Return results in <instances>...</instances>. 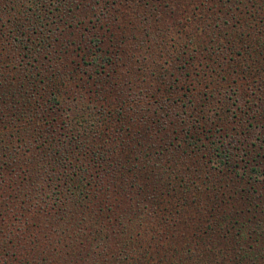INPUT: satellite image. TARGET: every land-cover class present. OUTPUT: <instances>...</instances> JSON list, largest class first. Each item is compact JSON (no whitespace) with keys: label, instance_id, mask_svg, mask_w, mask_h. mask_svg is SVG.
Masks as SVG:
<instances>
[{"label":"trees","instance_id":"1","mask_svg":"<svg viewBox=\"0 0 264 264\" xmlns=\"http://www.w3.org/2000/svg\"><path fill=\"white\" fill-rule=\"evenodd\" d=\"M74 1L0 0V13L8 9V4L14 19L10 20L13 26L11 31L24 29L23 37L26 34L25 28L27 31L33 28L37 32V27L41 28L45 19L59 20L58 29H63L68 35L67 43L60 41V52L68 58L67 55H73L76 48L79 49L82 39H85L84 33L66 21L82 15L81 11L76 13ZM143 1H146L145 6L153 3L151 8H157V4L163 0ZM199 2H210L214 7L219 6L217 4L224 5L226 1ZM233 2L234 5L240 4V0H227L226 10L217 9L223 10L225 19L212 18L225 20L226 25L227 20H237V24L243 26V31L240 32L241 29L234 25L230 30H225L222 41L203 40V49L200 43H194L189 37L191 53L184 46L182 54L175 58L176 71H170L169 75L161 74L160 78L154 76L157 70L148 73L151 87L145 91L144 97L156 102V94L160 92L159 98H162V94L167 98L156 102L154 110L143 108L138 111L129 106L127 100L121 102L116 107L119 136L113 140L115 146L112 149L108 146L101 151L91 148L87 154L90 160L86 163L78 161L79 153L84 157L86 145L83 143L87 142H81L87 134L81 135L78 128L74 127L79 119L75 122L61 120V124L56 121V127L54 122L46 119L48 100L59 106H62V100L56 94L43 92L40 87L43 82H37L39 75L23 74L22 80L12 84L9 78L0 76V264H27L30 255L35 260L36 255L40 257L43 252L50 255L48 251L56 253L61 259L63 255L67 256L66 261L70 264H147L145 259L150 252L154 253L151 259H157L154 264H198L193 250L203 252L198 259L212 255L203 250L208 237L218 240L223 237L226 242L241 246L232 257V264H262L264 211L259 212L262 216L252 217L245 212L246 209H240L244 203V194L233 200L232 196L238 192L235 190L236 184L229 180V183L224 182L221 186L224 191L228 189L226 193H220L217 188L208 192L207 204L211 208L203 210L206 207L204 198L198 194L191 195L189 180L187 183V178L193 176L190 173V159L208 150V144L202 139L201 145L198 144L200 138L197 134L202 127L199 118L190 119L202 111L199 108L202 106L199 101L201 95L194 93L196 85L202 83V78H207L209 73V77L213 74L226 82L238 77L239 70L243 74L242 79L264 75V31H257L258 37L252 39V32H248L252 28L244 21L248 20L246 15L249 14V18L254 15L264 22V0L257 4L246 0L247 4L244 1L245 7L242 10L234 8ZM21 20H26L27 24ZM7 24L11 25L10 22ZM3 27H0V45H3L7 54L3 59L12 57L14 50H18V55H21L19 43H22V37L5 36ZM52 31L56 33V24ZM123 32H126L125 29ZM51 39L50 35L44 34L39 43L49 45ZM89 43L91 46L85 44L82 52L75 55L79 65L75 71H71L76 78H71L82 81L83 78L78 77L79 66L90 67L92 74L86 78V84L93 92L92 102L98 103L96 110L101 126L100 135H105L103 127L108 129L107 120L113 116L110 102L113 97L119 100L118 95L124 90L121 85L123 82L111 80L116 73L111 72L117 62L116 54L105 48L103 39L94 38L93 35ZM27 49L31 51L30 47ZM3 59L0 58V64ZM62 60L59 65L67 68L66 59L64 62ZM198 67L200 71L196 72ZM228 69L235 72L233 76L227 75ZM60 71L58 69L57 79L65 74ZM144 78L141 75L133 76L138 84L139 81H145ZM153 84L161 86L157 88ZM59 92L62 93L61 90ZM130 95L132 93L129 91L127 96ZM172 96H179L176 103L171 101ZM137 97L140 98L134 95L130 101L135 102ZM189 109H192L191 113H188ZM239 110L244 112L241 108ZM149 112L154 117L150 118L147 114ZM134 120L139 121V129L134 134L126 133L125 130ZM187 120H190V124ZM170 125L178 127L177 136H174L175 130L172 133L166 130ZM222 130H225L223 126H219L217 131ZM224 137L230 140L231 135L226 133ZM222 142L221 137L216 141L217 144ZM229 148L227 144L223 150L217 147L215 151H219L221 163L232 168L234 162L228 155ZM142 153L149 171L139 169L134 163V155ZM255 170L251 168L249 173ZM235 173L242 178L248 174L247 170ZM247 184L242 183L240 191H247ZM246 198L251 200V204L256 203L254 205L258 208L261 205L264 207V198L249 194ZM161 212H165L170 219L160 218ZM148 214L153 217H148ZM147 217L159 229L154 244L146 243L147 247L141 252L139 245L146 241L143 235L145 227L149 225L144 224ZM238 217L241 220L236 219ZM205 222H209L206 228L203 224ZM29 232L36 237L30 241L33 248L27 243ZM41 239L45 240L48 249L45 247L44 251L36 252L34 243L39 245ZM191 243L198 245L191 248Z\"/></svg>","mask_w":264,"mask_h":264},{"label":"rangeland","instance_id":"2","mask_svg":"<svg viewBox=\"0 0 264 264\" xmlns=\"http://www.w3.org/2000/svg\"><path fill=\"white\" fill-rule=\"evenodd\" d=\"M225 1L224 5L217 4L219 6L213 7V3L201 4L199 0H163L162 3L157 4V8H151L153 3L145 6L146 1L143 0H76L74 1V5L76 6L75 11L76 13L81 11L82 15L77 16L75 20L66 21L69 22L68 24H72L75 28H78L80 33H84L86 40L82 39L81 45L78 47L79 49L76 48L73 55H67L68 58L60 52V45L62 42H68V35L64 33L63 29L62 31L58 29L59 20L52 18L45 19L42 27H37V32H34L33 28L28 29V31L25 28L26 34L23 37L22 32L24 29H20L22 31H11L13 26L10 20L13 19V14H11L9 5L7 4L6 6H8L9 11H7L8 9H4L0 13V27L4 26L5 36L9 38H17L18 35L22 37V43L19 44L23 55H18V50H14L11 54L12 57H6L4 60L3 57L7 56V54L3 45H0V58L3 59V62L0 64V76L2 78L6 76L9 78L10 84H12L14 81L22 80L23 74L24 76H29L31 73L39 75L37 82H43L42 86H40L43 92L56 94L59 96V100H62V106L48 100L46 119L51 123L54 122V127H56V121L61 124V120L75 122L76 119H79V122L74 127L78 128L80 133H82L81 135L87 134L81 139V142H84V140H87V142L83 143L86 145L84 157H82V153H79L78 161L86 163L90 160L87 154L91 151V148L101 151L105 150L108 146L111 149L115 146L116 142L113 143V140L119 136L116 107L121 102L127 100L126 103H129V106L134 107L138 111L143 110V108L154 110L156 102L167 98L163 94L162 98H159L160 92L156 94V102L154 99L144 97L145 91L151 85L148 73L157 70L154 76L155 78L156 76L160 78L161 74L169 75L170 71H176L177 65H174V62H176L175 58H178L179 54H182L184 46H187L185 50L191 53L192 47L190 48L191 45H188L189 37L194 43H200L199 46L202 45L200 48L203 49V40L222 41L225 30H230V27L234 25L238 29H241L240 32L243 31V26L237 24V20H227L228 24H224L225 20H222L225 19L223 10H226L228 6L227 0ZM244 1L247 4L246 0H240V4L236 3L235 5V2H233L234 8L239 7L241 9L245 7ZM252 1L257 4L261 0ZM218 8H223V10L219 11L217 10ZM248 15H246L248 20H244L252 28L248 32H252V39L257 38V31H264V22L255 18L254 15L251 18ZM212 16L215 18L222 17V19L219 21L213 20ZM242 17L245 18L244 16ZM25 21L21 20L23 23H26ZM8 22L11 25H8ZM108 22L110 24H107ZM55 24L56 33H53L52 30L55 28ZM216 24H218L217 27L215 26ZM123 29L127 33L123 32ZM220 31H222L221 34L219 33ZM41 32L42 34H40ZM44 34L50 35L52 38L49 40V45L48 43H39ZM93 35L94 38L103 39V42L106 44L105 48L116 54L115 58L117 62L115 68L113 67V71H111L116 73L112 75L111 80H118V83L122 80L124 83H121L122 90H124L123 93L120 92L118 95L119 100L113 97V100L110 102L113 116H110L107 120L108 129L105 126L103 127L104 132L106 131L105 135H100L101 126H99V121L97 120L98 114L96 110L98 103L92 102L93 92L89 89L90 86L86 84V78L92 74L90 67L79 66L80 69L78 71H80V75L78 77L83 78L82 81H78V78L76 80L71 78L73 76L71 71H75L79 65V60L75 55L82 52V48L86 47L85 44L91 46L89 41L93 38ZM10 42L12 43L11 40ZM28 47L31 48V51L27 49ZM16 57L18 62L15 61ZM61 57L63 58L62 62L66 59L65 66L67 65L69 68L59 65ZM58 69L61 70V73L65 72L61 79H57L59 76ZM143 71H147V74L143 73ZM198 71H200L199 67L196 69V72ZM226 72L227 75L231 74V76L235 73L231 69H228ZM134 75L145 76V81L141 83L139 81L138 84L136 80H133ZM209 75L207 78H202L204 81L196 85L197 87L194 92L201 95L199 101L202 106L199 108L202 111L199 115H193L190 119L195 120L199 118L202 127L199 129V134H197L200 138L198 144L201 145L203 140L208 144V148H206L208 150H203L204 153L197 156V158L193 157L190 159L192 162V165L190 164V173L193 176L189 179L187 178V183L189 180V192L191 195L198 194V196L203 197L204 202H206V207L203 210H209L211 205L207 204L208 192L213 188H217L220 193H226L228 189L224 191V187L221 189V186L224 182L227 183L228 180L232 181L236 184L235 190L238 192H233V200L244 194V203L240 209H246L245 212L249 213L252 217H260L262 214H259V212L264 211V207L261 205L258 208L254 205L256 203L251 204V200L246 198V195L264 198V75L261 77L258 74L255 77L248 76L246 79H242L243 74L239 70V76L227 82L221 81L216 75L212 74L210 77ZM73 78L75 79L76 76H73ZM158 86L160 87L161 84L154 87L158 88ZM59 90L62 91L61 94ZM129 91L132 93L130 97L127 96ZM142 91L143 93H141ZM134 95H139L140 98L137 97L135 102H131L130 100L134 99ZM177 97L179 96L170 97L171 101H175L176 103ZM240 108L246 113L241 112ZM191 110L189 109L188 113H191ZM142 112L145 113L146 111ZM147 114L151 116L150 118L154 117L152 112ZM187 121L190 124V120ZM2 124L4 125V123ZM219 126L220 128L223 126L225 130L217 131ZM139 127V121L134 120L128 126V129H126V126L124 129H126V133L131 132V134H134ZM184 128H186V125H184ZM176 129L178 127L173 125L166 128V130H170V133L174 130L176 131ZM226 133L231 135L230 140L225 139ZM174 134V136H177L178 132L176 131ZM220 137L223 139V145L216 143ZM227 144L228 147L230 146L228 155L231 156L234 162L232 168L224 166L221 163V158L218 156L219 151H215L217 147H221L223 150V146ZM141 150L142 148L139 151ZM26 155L28 158L29 153ZM143 157V153L134 155V158H136L134 163L138 165L139 169L142 168L143 171H149V165H146ZM200 157H202L201 160L199 159ZM180 160L186 161V159ZM195 160L196 163H194ZM223 161L225 160L223 159ZM183 166L185 167V165ZM251 168H255V172L249 173ZM246 170L248 174L244 178L236 176L235 172L244 173ZM238 181L239 183H237ZM240 181H242L243 185L245 182H248L245 186L247 191H240L239 188H241L242 184H240ZM148 211L152 212L150 209ZM208 212L210 213V211ZM144 214L146 215V213ZM148 217H153V215L148 214ZM148 217L144 222L145 225L149 223L147 228L145 227L146 231L143 235V239L146 241L139 245L141 252L143 248L147 247L146 243L154 244L157 239L155 236L157 235L159 226ZM163 217H166L168 220L170 219V216L165 214V212H161L160 218ZM236 219L241 220L239 217ZM41 221L44 223L48 222V220ZM203 224L205 228L209 226V222ZM33 229L35 228L33 227ZM27 236L29 238L27 243H30L35 234L29 232ZM182 244H185V242ZM195 244L197 243H191L190 247L193 248ZM199 246L204 247L203 245ZM45 247L46 244L43 239H41L39 245L36 242L34 243L36 252L44 251ZM239 247L241 246L235 245L231 241L226 242L223 237L219 240L208 237L207 244L203 250L206 253L211 252L212 255L208 254L204 259H198V256H201L203 252H195L193 250V254H196L197 257L193 256L197 259L198 264H232V257L240 250ZM30 248H33L31 243ZM48 254L50 255L43 252L40 257L36 255L35 260L30 255L27 258V264H70L68 263L69 261H66L68 257L65 255L61 259L56 253L51 254L48 251ZM151 254L152 256L154 255V253L150 252V255L145 259L147 264H154L157 261L156 258L151 259ZM260 263L264 264V258L261 259Z\"/></svg>","mask_w":264,"mask_h":264}]
</instances>
